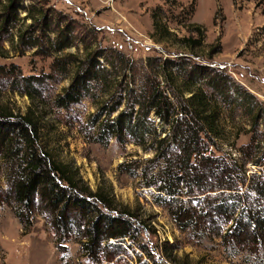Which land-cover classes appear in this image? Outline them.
I'll use <instances>...</instances> for the list:
<instances>
[{
    "label": "trees",
    "instance_id": "trees-1",
    "mask_svg": "<svg viewBox=\"0 0 264 264\" xmlns=\"http://www.w3.org/2000/svg\"><path fill=\"white\" fill-rule=\"evenodd\" d=\"M21 1L5 0L1 33L15 28L13 14ZM162 1L166 9L157 6L150 12L151 37L169 40L174 37L169 22L175 23L189 36L174 40L189 53L150 56L138 65L114 49L86 46L81 57L66 52L75 45L73 22L58 12H54L57 18L46 20L41 10L27 9L22 20L31 24L17 36L18 44L37 48L44 40L29 32L53 23V37L47 38L51 45L40 52L53 58L51 76L69 79L53 105L67 110L89 98L96 109L90 139L104 146L111 140L130 142L152 153L134 162L140 164L135 170L140 169L142 187L156 192L154 202L180 232L198 241L219 239L227 255L264 264V103L222 68L194 53L205 39L204 28L190 22L195 1L177 15L170 11L176 0ZM211 51L219 53L220 45ZM225 110L232 113L230 121L238 111L249 118V142L238 148L229 145L238 157L218 143L226 139L220 126ZM37 132L29 118L0 111V164L4 160L16 165L10 190L20 222L24 223L21 214L31 213L37 199L56 231L77 236L83 255L95 264L112 262L126 241L144 248L146 259L159 264L155 252L138 242L147 226L138 223L129 208H117L103 191L81 187L67 165L37 147ZM242 132L236 131L235 141ZM247 165L253 167L251 172Z\"/></svg>",
    "mask_w": 264,
    "mask_h": 264
},
{
    "label": "rangeland",
    "instance_id": "rangeland-1",
    "mask_svg": "<svg viewBox=\"0 0 264 264\" xmlns=\"http://www.w3.org/2000/svg\"><path fill=\"white\" fill-rule=\"evenodd\" d=\"M190 1L176 0L177 5L170 11L177 15ZM194 1L195 11L190 22L205 30L202 49L194 53L211 61V66L222 68L264 103V0ZM5 3L0 0V14ZM157 6L167 7L162 0H42L40 3L23 0L17 3L18 10L13 14L15 28L0 32V111L27 117L35 123L37 147L51 159L67 165L81 187L91 192L103 191L117 208H129L136 221L147 226L148 231L139 236L138 242L155 252L159 264H250L239 256L227 255L219 239L198 241L176 228L166 210L154 202L156 192L142 187L140 169L135 170L140 164L134 162H142L152 157V153L130 142L120 144L111 140L104 146L90 139L96 129L91 121L96 109L89 98H83L67 110L53 105L54 98L69 83V79L51 76L53 58L40 52L51 45L47 38L53 37V23L41 26L42 31L29 32L30 36L43 38L44 43L39 42L37 48L18 44L17 36L28 31L31 24L30 20H22L27 9L31 13L41 10L46 20L57 18L54 12H58L73 22L75 45L66 52L81 57L86 46L114 49L138 65L150 56L189 53V49L180 47L174 40L189 36L184 27L175 23L169 22L174 36L169 40L158 42L151 37L150 12ZM218 44L220 52L213 53L211 47ZM237 114L230 121L232 113L227 110L222 113L220 126L226 139L218 141L224 151H231L236 157L238 153L229 145L244 146L250 137L249 118L241 111ZM238 129L243 132L235 141ZM246 168L253 170L250 165ZM15 169L16 165L1 160L0 264H95L83 255L77 236H64L56 231L39 200H35L31 213L21 214L24 223L20 222V209L13 202L10 190ZM122 248V254L112 262L101 264H152L146 259L144 248L136 247L135 243L126 241Z\"/></svg>",
    "mask_w": 264,
    "mask_h": 264
}]
</instances>
